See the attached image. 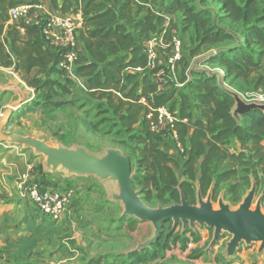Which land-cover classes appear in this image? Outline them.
<instances>
[{
    "label": "trees",
    "instance_id": "obj_1",
    "mask_svg": "<svg viewBox=\"0 0 264 264\" xmlns=\"http://www.w3.org/2000/svg\"><path fill=\"white\" fill-rule=\"evenodd\" d=\"M46 1H51L57 6L58 0ZM115 1L118 7H110L105 2L97 0H88L86 5L81 7L84 24L78 31V39L80 48L83 45L86 54L82 55L80 50L76 63V75L82 76L87 86L95 88L91 90L93 92L90 96L95 98L97 103L104 104L108 111H112L121 128L128 134L130 141L138 143L141 167L136 172L134 184L142 186V193L145 191L149 195L154 188L158 192V198L166 205L179 202L181 192L190 203L194 204L197 199L194 185L196 180H199L201 191L205 195L214 181L219 183L228 180L237 173V168H233L215 175L216 170L213 164L218 157L230 159L237 162L239 166H245V170L255 173L257 180L259 174L264 178V112L262 110H251L242 117H235L232 114L235 105L233 96L220 87L217 77L210 76L201 70H194V66H190L185 73L183 72L186 78L184 80L181 77L179 81L178 75L181 76V67H184L188 55L185 53L184 41L178 35L182 41V55L176 63L175 73L172 74L168 68V57L172 52V46L161 47L157 67L155 69L148 67V59L144 51L145 43L164 26L163 19L158 16L154 8L159 3L165 15H172L174 10H166L170 0H153V3H150L151 0H138L139 2L123 0L122 4L120 0ZM220 1L228 18L238 25V31L220 25L215 28L204 8L192 6L184 9L187 27L194 24L202 44H221L218 55H221L220 62L226 68L224 74L226 80H229V85L254 79V81L257 80V87L264 86L263 75L251 77L262 68L264 59V16H256L258 0ZM24 2L40 4L42 0H0V35L5 34V41L0 38V64L8 66L13 63L6 47V42H9L17 55L16 71L29 86L46 94L44 98L38 97V100L45 101V104H66L65 102L74 104L79 92L73 85L74 80L68 78L58 68L60 52L48 45L39 26L29 24L25 20L19 22L9 20V9ZM146 3H150L151 6H146ZM171 4H173L171 9L178 8L174 6L175 3ZM145 7L147 12L143 14ZM72 8V0H63L64 14ZM238 22L241 24L239 25ZM130 26L134 29H130ZM168 28L165 37L170 41L174 33L171 32V27ZM235 33L240 37H237ZM253 45L260 47L257 53L251 48ZM33 67H40L47 72L46 79L33 78L30 74ZM137 67H142V71H139L141 73L127 72L128 68L136 69ZM162 67L166 68L169 76L168 84L159 92L154 73ZM51 73L64 79L62 85L69 91L56 87L54 79L49 76ZM189 75L192 76L191 80H188ZM141 79H143L144 91L142 94H137ZM114 90L130 100L125 101L114 93ZM176 91L178 96L175 95ZM141 96H146L156 110L154 116L157 114L158 107L166 105L178 117L175 128L179 140L186 147L185 153L181 156L187 155L182 166L187 180L179 181L172 166L177 165L176 160L160 146L171 137L152 133L149 121L146 119L142 121L139 129L135 128L134 125L139 121L143 108V104L139 103ZM172 98L179 105L178 111H175L171 105ZM51 99L53 102L49 101ZM126 106L128 108L122 114L121 111ZM76 107L78 111L83 108L78 104ZM197 109L201 110V115L206 122L200 118L193 121L194 112ZM185 118L189 121L185 122ZM84 123L89 126L87 119H84ZM191 123L194 129L190 141V152L187 154L188 125ZM234 140H238L241 144L238 151L236 149L232 151ZM203 155L205 158L202 174L198 176L194 162L197 157ZM127 156L130 158L129 155ZM33 174L34 181L44 188L59 186L47 180V173L42 163L35 167ZM229 192L238 199V183L232 184ZM143 199L146 202L144 195ZM37 210V214L27 219L30 234L22 236L19 241L8 240L3 247L2 250L14 258V261L9 260L7 264H37L27 261L30 257H43L37 249L46 237H50L49 244L55 249V253L59 252L65 256H73L76 253L63 241V238L67 237L64 233V223ZM170 222L172 221H167L164 227ZM160 239L152 247L143 249L141 253H131L133 260L140 264L146 262L145 258L151 260L158 258V250H153V247H158L157 243ZM76 249L84 252L82 247ZM138 254L144 257H136ZM102 262V257L91 258L87 264H102Z\"/></svg>",
    "mask_w": 264,
    "mask_h": 264
},
{
    "label": "rangeland",
    "instance_id": "obj_2",
    "mask_svg": "<svg viewBox=\"0 0 264 264\" xmlns=\"http://www.w3.org/2000/svg\"><path fill=\"white\" fill-rule=\"evenodd\" d=\"M175 3L174 6H178V8L171 9L173 4L167 3L166 10H174L171 13L172 15L169 17V15H165V12L163 11L160 4H156V13L160 18L163 19L164 26H160L161 30L158 32L159 34L165 32L166 35L168 32V27H171L170 30L173 32V35L180 36L185 44V53L188 58L186 61L184 67H181V76L178 75V80L180 81L181 77L185 80V71L189 69V67L195 66L196 60L204 59V57H207L205 61H199L198 67L199 68H208L211 70H219L225 72L226 68L223 67V65L220 62L221 55H218V48L221 47V44H202L201 38L198 37L197 31L195 29L194 24H190L189 27H187L185 23V16H184V9L192 6L199 9H205L206 12H208V15L211 18L212 26L215 28L218 27V25L228 28V29H237V24L232 22L227 15V12L222 7V2L220 0H174ZM178 1V2H177ZM180 4V6L178 5ZM264 0H258L257 5V14L256 16H264ZM170 22V24H168ZM240 25L241 23L238 22ZM264 26V25H263ZM232 29V30H233ZM169 30V31H170ZM0 38L5 41V34L0 35ZM168 41V40H167ZM7 43V42H6ZM251 48H253L256 53L259 51L260 47L257 45H253ZM214 51V53H210ZM216 52V53H215ZM2 65L0 64V82L4 83H15V84H23L25 80L16 74L13 70H7L2 69ZM50 76V74H49ZM56 79L53 81L55 82V86L60 88L64 91H69L64 87L62 84L65 81L64 79H59V77L55 75ZM77 78L74 76V79ZM84 79L82 78L80 80V86L77 88V92L79 94L76 96L77 101H74V104H78V106H82L83 108L76 112V106L73 105L69 111H67V117H69V124L64 129L61 126V121L66 118V116L62 113L59 115V120L54 119L56 123L54 125L50 126H37V124H33L34 119L29 118L28 116H23L24 120H21V125L15 124L14 128L15 130L20 131H32L36 130L35 133L38 135H43L47 137L49 140L55 141L57 138L64 139L66 141H71L69 139L73 138L71 142L76 143V145H80L79 143L84 144L83 147H85L87 150L96 153V154H104L106 153L108 148H119L123 151L125 155H129L130 159L132 160V166H133V172H138L140 165V155L138 153V143L135 141H130L128 134L124 132V129L121 128L120 124L117 122V117L114 116L112 111H108L105 108V105L102 103H97L96 99L91 97L92 95L91 90L95 89L89 86H86L84 83ZM188 82V81H187ZM186 82V83H187ZM227 85L232 87V89H237L240 92L239 94H242L245 96V99L248 102H252L255 93L257 92L256 81L252 79V81H238L235 82L232 85H229V80H226ZM181 84V83H180ZM182 86V85H180ZM183 88V87H182ZM36 89V88H35ZM50 91L52 89H49ZM89 90V92H88ZM236 91V90H235ZM98 92V91H96ZM237 92V91H236ZM1 94V93H0ZM37 98H44L45 93L43 91H36ZM176 96H178L177 91L175 93ZM12 98V95L7 93L5 96L0 95V114L4 107H7V105L10 103ZM175 98V96H174ZM40 102V100H39ZM177 101L172 98L171 105L175 109V111H178L179 105L176 104ZM40 104V103H37ZM83 104V105H82ZM76 107V108H75ZM84 119H87L89 122V126L85 125ZM61 120V121H60ZM80 120V121H79ZM83 121V127L78 126V122ZM35 127V128H32ZM184 144V143H183ZM75 145V146H76ZM74 146V147H75ZM82 146V145H80ZM185 146V145H184ZM186 148V147H185ZM239 150V148L234 147V142L232 143V151L233 150ZM32 152V151H30ZM5 155V151L0 149V155ZM30 155L32 153H29ZM36 157V166L38 167V162L45 161V156L43 155H37ZM33 157V156H31ZM184 158L183 156H181ZM237 173L230 177L228 180L221 181L217 183L216 181L213 182L211 188H213V195H212V201L214 203L215 208H219V199L223 197L224 202L230 204V206L235 209L239 206V204L242 202L243 198L247 195L249 190L251 189L254 181L257 182L258 190L256 194V198L254 201L253 206H256L257 200L262 196V209L264 212V178L261 174L258 176V180L256 179L255 173L251 171L245 170V166H239L236 162ZM62 170V169H61ZM184 171V170H183ZM224 172V171H221ZM59 175H64V179H67V182L71 184V181H75L74 175H69L67 171H59L57 172ZM217 173H220L219 171L214 172L215 175H218ZM69 176H68V175ZM214 175V176H215ZM216 177V176H215ZM70 178V179H69ZM197 180L194 182V185L196 187ZM238 183V199H235V195L231 194L229 192L230 186L232 184ZM136 189L140 190L141 195L146 197V203L149 206L157 207L158 205L168 206L164 204L159 198H158V192L153 188L152 194L149 195L147 192L144 191L142 193V186L139 184H135ZM203 195L204 199L206 200L209 192L211 190ZM180 189V188H179ZM77 195V191H76ZM197 200V199H196ZM121 204V203H120ZM122 205V204H121ZM35 211H38L36 206H32ZM121 212V206L120 209L116 210L115 214H119ZM114 214V215H115ZM117 220V219H116ZM115 222V221H114ZM118 226L122 227L125 225L123 221L118 218L117 220ZM137 224V223H136ZM113 229H118L116 224H112ZM142 233L135 232V237H130V241L128 242V245H134L135 239L142 240L145 237H148L153 234V228L151 225H143ZM214 230L212 228L207 227L206 225H195L194 229L188 228L186 233L184 234L182 231V224H178L174 227L173 222H170V224L166 225L164 227V233L162 238L160 239L158 245V259L151 260L145 258L146 264H263L264 263V250L260 251V242H253L251 244H246L243 242L241 244V247L239 250H237L235 256L233 257H227L225 256L227 243L231 239V235L227 232H225L220 238L217 244L213 246L212 249L209 248L211 240L213 238ZM105 240V239H104ZM103 239H100L99 241H104ZM118 241L125 242L123 238L119 239ZM94 250V248L92 249ZM91 250V251H92ZM90 252V250H89ZM66 257H68L66 259ZM144 257V255H141L140 258ZM37 262L41 261V259L36 260ZM41 264H87L86 260H81V256L79 257H73L70 256H49V259L43 260L42 259ZM38 262V263H39ZM153 262V263H152ZM0 264H7V261H1ZM110 264V263H108Z\"/></svg>",
    "mask_w": 264,
    "mask_h": 264
},
{
    "label": "crops",
    "instance_id": "obj_3",
    "mask_svg": "<svg viewBox=\"0 0 264 264\" xmlns=\"http://www.w3.org/2000/svg\"><path fill=\"white\" fill-rule=\"evenodd\" d=\"M87 1L88 0H72L73 8L70 11H68V13L83 15L81 7L85 6ZM97 1L105 2L110 7L113 6L118 7L115 0H97ZM120 1H121L120 3L122 4L123 0ZM173 2L174 0H170V3ZM62 3L63 0H58L57 6H55L51 1L42 0V2L39 4V9L40 11L49 15L64 14V12L62 11ZM150 3H153V0H151ZM150 3H146V6L149 7ZM143 5H145V3H143ZM144 11L145 13L143 14H146L147 12L146 7ZM170 16L171 15H169V17ZM130 29H134V27L130 26ZM235 35L237 37H240V35H238L237 33H235ZM6 47L12 57L13 63L8 66L1 64L2 65L1 68L7 70H13L14 72H16L17 75L21 77V75L16 71V67H15V61L17 59V55L12 50L9 42L6 43ZM81 50H82V55H85L86 50L83 49V45L81 46ZM262 65L263 66L258 70V73H253L251 75L252 78L256 77V75L258 74L264 76V59ZM127 72L141 73L137 69H133V68H128ZM30 74L33 78H39L45 80L48 73L44 72V70L40 67H33L31 69ZM51 75L50 78L56 79L54 76ZM55 76L58 77V75ZM76 77L77 78L73 79L74 80L73 85L75 88H78L80 86L79 85L80 80L83 77L79 75H76ZM0 83H4V82H0ZM81 83H84L87 86L85 81L84 82L82 81ZM4 84H9V83H4ZM24 84L25 85L18 83V85L21 86L23 90L28 94V97L26 98L25 103L22 104V106L13 113L11 124L8 125L7 129L16 133H20L22 135H31L40 138L42 140H45L51 145H55V146L64 145L67 147H74L76 143L71 142L73 138L69 139L71 141H66L61 138H57L55 139V141H53V140H49L47 137L43 135L41 136L36 134L35 133L36 130L20 131L14 129L16 128L14 126L15 124L21 125V120H24L23 116L24 117L28 116L29 118L34 119L33 124L34 123L37 124L38 122L37 126L43 127V125L44 126L54 125V123H56L54 119L59 118V115L62 113L66 116V118L63 119L62 121L60 120L61 121L60 123L61 126L65 129L70 123L69 117H67L66 114L67 111H69V109H71L73 105L77 106V104H72V102H65L66 104L64 103L45 104V101L40 100L39 102L38 99H36V102H33L35 101V98H37V94H36L37 90L34 87L29 86L27 82ZM234 90L240 92L237 89ZM143 91H144V83H143V79H141L137 87V94H142ZM158 91L159 92L161 91L159 87H158ZM8 93L12 95V98L15 95V93L13 92H8ZM114 93H116L119 97H121L125 101L130 100L127 97H123L121 93L115 90ZM257 93H264V86L260 85L259 88L257 89ZM142 97L146 99V102L141 100ZM49 101L53 102V99ZM139 103L143 104V108L141 109L140 112L139 121L134 125L136 129L140 128L142 121L144 119L148 120V118L156 112L154 107L149 103L146 96H141L139 98ZM127 108H128L127 106L123 108L121 113L124 114ZM76 112H78V108H76ZM199 118L206 122V119L201 115V110L197 109V111L194 112L193 121ZM78 126L79 128L83 127V121L78 122ZM188 128H189V132L187 134V154L190 152V148H191L190 141L194 129L193 124L192 123L189 124ZM79 144L84 146V144L82 143ZM160 146L164 151L169 153V155L176 160L177 165L173 164L172 166L173 169L175 170V173L179 181L187 180L188 178L185 175V172L183 171L184 168L182 167L187 155L184 158L181 157V154L176 148L175 141L172 138L166 139L164 142L160 144ZM234 147L240 149L241 144L238 140H234ZM0 149L5 151V155L4 154L0 155V260L14 261L13 256L10 254H6L2 249L6 245L8 240L19 241L22 236L29 235L30 228L27 224V219L32 218L35 214L38 213L32 207L34 206L33 202L28 198L21 196L19 189L16 187V181L22 173L30 169L32 171L35 169L37 164L36 157L38 156L35 154L34 150L32 149H25L23 146L9 144L7 142H0ZM29 153L32 154L30 155ZM204 158L205 156L203 155L195 159L194 165L198 176L202 174V164ZM38 163L40 164L42 163V161H39ZM43 167H44V162H43ZM235 167H236L235 161H232L230 159H224L221 157H218L215 163L213 164V168L219 172L221 171L225 172ZM44 171L47 173V177H46L47 180L51 181L52 183H56V185H72L75 187L77 191V195L72 203L70 210L63 218L59 219L60 223L62 222L64 223V233L65 235H67V237L63 238V241L70 247L72 251L73 250L76 251V253L73 256H70L71 258L81 256V260H86L87 262L91 258L102 257L103 258L102 264H108V263L138 264L133 260L134 258L131 256V253L133 252L141 253L142 250H136L138 244L151 238L154 235V231L152 235L145 237L142 240L135 239L136 241L134 242V245L130 246L126 241H130L131 236H133L134 238L136 231L142 233L143 225H148V226L151 225L154 230L152 223L142 222L135 217L123 216V210H124L123 203L121 201H114L112 199V194L114 192L113 186L109 182L103 181L97 176H85V177L75 176L76 180L75 181L72 180L70 184L69 182H67V179L63 180V178L65 177L64 175L62 176L57 173L59 171H63L60 168L56 172H51V171L48 172L45 170L44 167ZM199 187H200V183L198 180L195 187L196 197L198 194ZM120 206H121V212L119 214H115L116 210L120 209ZM118 218H120V220L123 221L125 225L119 227L117 223ZM135 219L137 220L136 222L133 221ZM112 224H116L118 229H113L114 226H112ZM182 231H183V226H182ZM183 233L185 234L186 232ZM121 238H123L125 242L118 241ZM100 239L103 240L105 239V240L101 242L99 241ZM49 240L50 237H46L45 240L41 243V245L37 249L38 252H40L43 257H32V258L30 257L27 262L41 264L43 262L42 259L47 261L50 255L64 256L59 252L56 253L54 252L55 249L49 244ZM78 247L84 248V252L77 251L76 248ZM93 248L94 250H92ZM157 248L153 247V250L155 249L157 250ZM136 257H140V255L139 254L136 255ZM37 258L41 259L40 262L38 261L39 263L36 261ZM67 258L68 257H66V259ZM140 264H146V263H140Z\"/></svg>",
    "mask_w": 264,
    "mask_h": 264
},
{
    "label": "water",
    "instance_id": "obj_4",
    "mask_svg": "<svg viewBox=\"0 0 264 264\" xmlns=\"http://www.w3.org/2000/svg\"><path fill=\"white\" fill-rule=\"evenodd\" d=\"M205 59L207 57L196 60L194 70H201L218 78L220 87L235 99L232 109L235 117H242L251 110L259 109L264 112V103L247 102L238 92L228 86L222 71L198 68V62L205 61ZM0 92L2 96L8 92L15 93L8 106L0 114V142L23 146L25 149L34 150L36 155L45 156L44 167L48 172H56L60 168L67 171L69 175L97 176L109 182L114 188L112 199L123 203V216L150 222L154 227V235L139 243L136 250L150 248L158 242L164 233V224L167 221H172L174 227L181 223L183 232H186L188 228L194 229L197 224L212 228L214 233L210 249L217 244L225 232L229 233L231 239L227 243L225 252L227 257L235 256L243 242L246 244L260 242V251L264 250L263 197L261 196L256 206H253L258 190L256 181L235 209L224 202L223 197L219 199V208H215L212 201L213 188L205 200L200 187L197 202L194 204L190 203L185 194L181 192V199L177 203L168 206H149L134 184L136 172H133L132 161L121 149L110 147L106 153L96 154L80 145L55 146L34 136L10 131L7 128L11 124L12 115L25 103L28 94L15 83H0Z\"/></svg>",
    "mask_w": 264,
    "mask_h": 264
},
{
    "label": "built area",
    "instance_id": "obj_5",
    "mask_svg": "<svg viewBox=\"0 0 264 264\" xmlns=\"http://www.w3.org/2000/svg\"><path fill=\"white\" fill-rule=\"evenodd\" d=\"M8 13L10 22L25 20L29 24L39 26L48 45L60 52L58 68L68 78L74 79V76H76V63L81 50L78 31L84 24L83 15H76L74 13L49 15L40 11L39 4H32L30 2L16 4L9 9ZM164 33H155L145 43L144 51L147 55L148 67L155 69L159 63L160 48L172 46V52L168 57V68L174 74L176 63L182 55V41L177 35H173L171 40L167 41ZM136 69L141 71L142 67H137ZM168 76V72L164 67L159 68L154 73V80L161 90L168 84ZM191 79L192 76L189 75L188 80ZM240 95L245 99V96ZM141 100L146 102L144 97ZM252 100V102L264 103V93L256 92ZM177 118L170 107L163 105L157 108L156 116L152 114L148 118L149 127L154 134L169 136L174 139L177 150L180 154H184L186 148L183 142L179 140L175 128ZM184 121L188 122L189 120L185 118ZM16 187L19 189L22 197L31 200L42 214L52 219L63 218L70 210L76 197V189L74 186L59 185L46 188L42 187L34 181V174L31 169L19 176L16 181Z\"/></svg>",
    "mask_w": 264,
    "mask_h": 264
}]
</instances>
